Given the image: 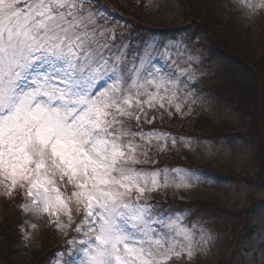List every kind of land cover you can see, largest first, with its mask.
Returning a JSON list of instances; mask_svg holds the SVG:
<instances>
[{"label": "snow or ice", "instance_id": "1", "mask_svg": "<svg viewBox=\"0 0 264 264\" xmlns=\"http://www.w3.org/2000/svg\"><path fill=\"white\" fill-rule=\"evenodd\" d=\"M232 3L264 11V0ZM126 25L100 0H0V195L19 199L25 247L33 217L70 230L58 264H195L214 237L164 194L217 178L164 166L193 141L158 125L192 113L205 61L191 40ZM240 252L236 264H252L264 236Z\"/></svg>", "mask_w": 264, "mask_h": 264}, {"label": "rangeland", "instance_id": "2", "mask_svg": "<svg viewBox=\"0 0 264 264\" xmlns=\"http://www.w3.org/2000/svg\"><path fill=\"white\" fill-rule=\"evenodd\" d=\"M136 2L138 5H142L141 16L153 25L165 28L177 23L176 19L183 18V15L180 14L185 8L179 0L178 3L177 0H136ZM220 3H227L229 6L227 9H221L218 7ZM100 4L107 6L114 13V6H109L104 1H101ZM208 5L213 7L211 9L216 10V13H219V15L217 14L216 17L212 18L213 21L210 24L207 22L215 34L212 37L220 38L223 40L222 42L235 49L242 48L244 56L252 57L254 47L251 43H257L258 41L262 43L264 39L263 34L259 36L260 21L264 19V16H262L264 11L246 16L241 10L235 8L232 0H212V3ZM117 18L120 19L118 16ZM206 19H208V16ZM118 23L125 26L122 21ZM126 26L129 29L128 24ZM140 36H151L164 42L174 39L191 40L198 45L203 56L205 63L197 74L196 80L199 84V88L196 89L199 100L193 107L192 113L183 117L175 116L171 120L166 119L163 121L165 125L160 127L162 130L170 131L173 135L191 139L193 148L189 151L178 143L175 150L160 159L163 160L164 166L190 167L193 171L201 170L198 174L212 173L217 180L216 182L198 184L183 191L174 192L169 190L164 196L167 195L175 200L184 199L190 205H194L195 207L180 209L186 211L191 209L196 212L204 226L211 231L214 237V245L211 247V251L207 255L198 257L195 264H236V261L241 259L240 249L253 241L258 242L264 236V145L258 151V153L263 151L262 154H258L256 140L259 136L251 132L256 131L255 121L257 120L245 115L247 113L244 109L241 110V113L239 110L237 111L238 104L237 107H233L227 101L217 98L212 90L215 88L214 90L218 93V85L219 88L223 87L224 89L231 87L238 99L246 101V97L241 94L243 90L236 88L235 81L230 82L228 77L230 71L225 78L222 76V73L224 76L226 73L224 67H231V70L237 71L240 80L249 83L247 90L248 93L253 91L252 96L259 89H255V83L251 82L254 80L253 77L247 75L246 71L244 73L238 63L232 64L229 60L225 62L221 59H211L207 45L201 42V36H197L194 31L185 30L181 31L180 34L176 32L149 33L145 31ZM215 43L221 48L216 40ZM258 46L260 47L262 44ZM262 64L264 67V62ZM225 91L227 92V89ZM223 93L225 92L220 89L221 97ZM228 95L232 97L231 93ZM196 120L197 123L202 122L196 127L195 131L192 129V126H194L192 123H196ZM182 125L184 129L180 133L171 131V127ZM262 129L264 131V128ZM191 133L205 134L211 137L199 138L198 135L195 137ZM248 133L251 135H247ZM222 135L227 136L220 137ZM260 156L261 159L263 156V159L260 160L261 165L258 161ZM168 158H173L175 161L176 159L189 160L194 165L184 166V164H176L175 162L167 163L165 161ZM5 207L4 202L2 204L3 209L0 208V211L5 213ZM19 213L21 212L19 211ZM62 219L65 218L62 217ZM31 222L35 223L37 228L31 229L25 226L26 230L31 233V239L26 242V247L24 241L18 245L19 253L16 255V250L13 253V256H15L12 260L13 264L29 261L34 253L38 258L45 254L42 249L43 246H41L45 239V233L43 234L42 230L45 224H50L49 218L46 215L39 218L33 217ZM66 232L67 230L59 231V237L64 236ZM6 235L7 237L3 236L4 244L2 243V248L5 250L4 256L11 250L8 244V232ZM243 255L251 256V253L245 252ZM49 262L50 264H58L53 257L49 259ZM5 263V258H0V264ZM252 264H264V256L252 261Z\"/></svg>", "mask_w": 264, "mask_h": 264}, {"label": "trees", "instance_id": "3", "mask_svg": "<svg viewBox=\"0 0 264 264\" xmlns=\"http://www.w3.org/2000/svg\"><path fill=\"white\" fill-rule=\"evenodd\" d=\"M108 3H112V5H115L118 10H120L123 14H125L127 17H131L134 20L138 21L140 25H145L149 23V20L144 19V17L141 16V10L142 5H138L136 0H105ZM182 3V6L185 8L183 12V20L182 24H186L188 26H191V28L195 29L196 31H200L204 33L205 38L207 40V43L212 47L213 49V57L221 59L226 62V60H229L233 63H238V65L241 66V68L244 70V73L246 71L247 75H250L253 77L252 83H255L256 90L259 89V91H256V93L252 96L253 91H250L248 93L247 88L249 87V83L242 81L237 76V71L231 70V67H224V74L222 73V76L225 78L226 75L229 73V79L230 82L235 81L236 88L243 90L241 93L244 97H246L245 100L238 99L233 92V89L230 87H227V92L223 87L219 88L218 85V92L220 95V89L225 92L223 93L222 99L224 101H227V103H230L233 107H237V104L239 105V112H241L242 109L246 111L248 115L255 118L257 121H255V128L256 131H251L254 134H257L259 137L256 140L257 143V153L262 149L264 145V131L262 128H264V39L262 40V43L258 41L257 43H251V45L254 47L253 56L252 57H246L243 54V49L238 48L235 49L230 45L225 44L222 42L220 38H213L212 36L215 34L208 26L207 22L210 24V22L213 21V17H216V15L219 13H216V10H212L208 4L212 3V0H179ZM119 11V12H120ZM208 16V19H206ZM264 16V15H263ZM261 27H260V35L263 34L264 36V19L260 21ZM139 27V28H138ZM143 30L142 26H137V31L141 32ZM216 42L221 46V48L218 47ZM259 44H262V46H258ZM262 61V63H261ZM261 63V64H260ZM236 69V68H235ZM227 70V71H226ZM223 71V72H224ZM255 91V90H254ZM231 93L232 97H229L228 94ZM252 100V101H251ZM251 101V103H249ZM241 106V108H240ZM193 128V127H192ZM180 129H184L183 126L180 127ZM249 132V131H247ZM248 135H251L248 133ZM224 136V135H222ZM263 151L259 152L258 154H262ZM263 159V156H262ZM261 156L258 158L259 164L261 165ZM175 163H179L178 160H174ZM167 199L168 203H171L173 205H184V200H175L170 197H165ZM5 202V209L6 212L0 211V236H1V244H0V258H5L6 263L5 264H13V253L15 252L16 255L19 253V244L22 242V235L19 231L17 225L18 223H21L23 221V216L19 213L18 208L16 207L17 203L19 202L18 198H10L8 200H5V198L0 195V208H2V204ZM3 209V208H2ZM3 212V214H2ZM9 237V247H11L10 252L6 253L4 256L5 250L2 248V245L4 244L3 236ZM43 234L45 233V239L42 242V249L45 251L44 255L37 257L36 253H34L30 260L23 261L21 264H44L48 256H51L52 253H55L57 249L61 248L64 242H62L61 236L59 237L57 229L54 227V225L48 224L45 226V228L42 230ZM68 234H71L70 230L68 231ZM11 235V236H10ZM3 243V244H2ZM36 255V256H35ZM15 262V261H14Z\"/></svg>", "mask_w": 264, "mask_h": 264}]
</instances>
